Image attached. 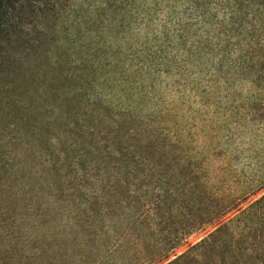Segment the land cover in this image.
<instances>
[{"label": "rangeland", "instance_id": "obj_1", "mask_svg": "<svg viewBox=\"0 0 264 264\" xmlns=\"http://www.w3.org/2000/svg\"><path fill=\"white\" fill-rule=\"evenodd\" d=\"M0 162V264H264V0H0Z\"/></svg>", "mask_w": 264, "mask_h": 264}, {"label": "trees", "instance_id": "obj_2", "mask_svg": "<svg viewBox=\"0 0 264 264\" xmlns=\"http://www.w3.org/2000/svg\"><path fill=\"white\" fill-rule=\"evenodd\" d=\"M1 163V162H0ZM140 164H141V162H140ZM0 167H1V169L3 170L4 169V166H3V164H0ZM17 168H19L18 167V165L15 167V169H16V171H18V169ZM82 179H83V177H82ZM8 185H10V184H8ZM4 185L3 184H1V182H0V188L1 187H3ZM49 188L51 187V186H48ZM5 188H7L6 186H5ZM12 187H10V189H11ZM30 191L32 192L33 191V188H31L30 189ZM30 203V202H29ZM27 205H24V207H26ZM258 206H264V195H262L257 201H255L251 206H249L248 207V210H250V209H253V208H255V207H258ZM27 209H30L29 207H27ZM215 231H217V229L215 230ZM214 236V234L212 235V237ZM207 240H204V241H200L199 243H197V244H194L193 246H191L184 254H182V255H180V256H178V257H176V258H174L172 261H170V262H168L167 264H182V263H184V262H186V261H188V260H191V259H194L195 258V256L198 254V250L203 246V245H205V243H207L206 242Z\"/></svg>", "mask_w": 264, "mask_h": 264}]
</instances>
